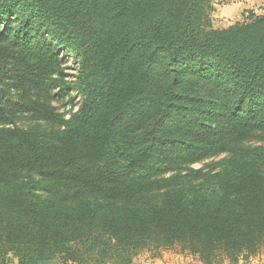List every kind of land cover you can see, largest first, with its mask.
I'll use <instances>...</instances> for the list:
<instances>
[{"label":"trees","instance_id":"1","mask_svg":"<svg viewBox=\"0 0 264 264\" xmlns=\"http://www.w3.org/2000/svg\"><path fill=\"white\" fill-rule=\"evenodd\" d=\"M205 3L0 0V264L264 248V13Z\"/></svg>","mask_w":264,"mask_h":264},{"label":"rangeland","instance_id":"2","mask_svg":"<svg viewBox=\"0 0 264 264\" xmlns=\"http://www.w3.org/2000/svg\"><path fill=\"white\" fill-rule=\"evenodd\" d=\"M205 18L203 25L211 28H225L236 23H241L249 12L255 14L264 13V0H206ZM65 71L74 73V66L77 64L72 58L64 59ZM69 78H72L69 74ZM80 98L71 91L68 94L60 90H55L54 100L52 104L55 108L64 112L68 117L69 110H76L79 105ZM25 122V120L23 121ZM253 143V142H252ZM223 155L205 159L201 162L192 164V167H205L211 161H217ZM8 264H16V259L12 256L9 257ZM74 264V263H68ZM131 264H203L196 256L182 251L178 246L170 248H159L151 250H140L132 259ZM215 264H264V248L261 249L256 255L247 258L240 257L235 263H230L227 259H222Z\"/></svg>","mask_w":264,"mask_h":264}]
</instances>
